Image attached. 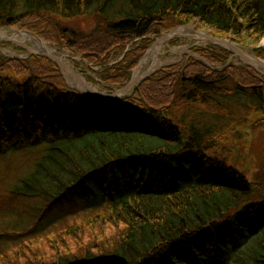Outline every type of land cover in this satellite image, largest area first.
Returning <instances> with one entry per match:
<instances>
[{
	"label": "trees",
	"instance_id": "1",
	"mask_svg": "<svg viewBox=\"0 0 264 264\" xmlns=\"http://www.w3.org/2000/svg\"><path fill=\"white\" fill-rule=\"evenodd\" d=\"M83 15L97 17L89 33L52 19ZM166 19L198 21L238 45L264 38V0H0V26L55 36L92 61L129 40L160 35ZM228 56L221 50L218 62ZM14 65L29 78L0 75V156L33 149L37 158L10 199L36 202L43 227L83 212L93 214L83 219L90 223L119 225L114 238L71 255L53 241L55 257L37 264H264V197L208 153L218 145L216 132L230 124L225 115L238 119L253 107L264 116L263 75L190 59L157 71L126 101L103 102L67 88L46 58ZM132 65L115 73L119 83ZM174 101L205 109L187 110L175 124ZM79 231L69 225L58 237L71 249L65 240Z\"/></svg>",
	"mask_w": 264,
	"mask_h": 264
},
{
	"label": "rangeland",
	"instance_id": "2",
	"mask_svg": "<svg viewBox=\"0 0 264 264\" xmlns=\"http://www.w3.org/2000/svg\"><path fill=\"white\" fill-rule=\"evenodd\" d=\"M52 19L56 23H60L63 28L83 33H89L98 23L97 17L85 15L77 16L70 20H60L57 16H53ZM180 28H186V32L184 34L177 33V29ZM11 30L31 35L36 34L32 31H25L16 27L8 28L0 26V33ZM200 34H204V36ZM35 37L47 45L51 50L50 53L61 60L68 70L74 71L73 73L80 77L83 82L79 83L69 71H62L53 60L42 57V54L45 52L35 51L33 49V42L29 40L17 42L5 38H0V59L3 60L0 67L1 76H8L14 80L23 81L29 78V75L19 73L14 64L20 61L29 62L35 56L46 58L58 68L64 85L67 88L92 99H95L92 96H97L96 100L103 102L126 101V99L132 97L135 89L144 81L125 93L117 94V92L121 91L132 81L137 67L146 59L156 43L160 42L156 41L165 37H169L170 40L163 39L165 46L158 54L159 62L163 65L171 61L176 62L178 65H183L184 62L186 63L188 60L193 59L189 56L188 51L196 52L198 50L202 53L213 55L215 59L213 64L206 60L208 65L210 64L213 68L226 69L229 66H234L240 69L239 72H243L242 70L246 71L245 68L247 67L260 74L258 72L260 70L254 65L250 66L246 64L239 55H236L233 47L213 46V43L208 38L218 37L214 36L213 31L201 28L198 21H194L189 25H183L175 20L166 19L163 21L160 35L156 36L152 34L140 39L129 40L122 47L119 48L117 46L100 57L97 56L95 61L91 59L86 60L83 55L75 52L72 47L54 42L57 40L55 36H47L50 40L43 39L37 34ZM218 39L227 40L222 37ZM263 42L264 38L258 43L236 44V48H238L241 54L248 52L256 59L264 62ZM221 50H225L229 54L226 61L222 63L218 62V58L221 57ZM149 60L150 65H154V59L150 58ZM202 62L205 61L202 60ZM131 64L133 65L128 80L119 83L115 78V73L127 68ZM154 74L149 75L144 80L149 79ZM263 74L264 72H262ZM235 76L240 79L239 81L244 82L240 74L235 73ZM115 93L116 97L113 96ZM106 105L109 108H113V105L110 103ZM172 105V120L175 124H178L176 120L187 110H189L187 113L189 115L196 110L205 109L203 105H199L198 103H190L186 106L183 102L174 101ZM206 110L208 111V109ZM196 112L199 114L200 111ZM208 115L203 114L205 119ZM234 117L237 116L235 115ZM225 118L222 119L227 120L230 124H224L216 132L217 141H215L218 145L213 151L208 153L211 156L225 160L229 166L240 171L252 184L256 185L258 195L262 198L264 197V116L256 108L251 107L245 112L244 116L238 119L226 115ZM241 118H243L242 122H240ZM31 150L12 152L0 156V264H37L43 261L48 262L55 257V251H52L54 249L52 245L53 241L55 243L62 241L58 243L60 246L56 248L62 255H71V253L75 254V249L81 251L88 243L98 244L107 240L109 241L111 237L114 238L117 235L116 232L119 227L117 222L116 225L111 224L112 226L107 225V221L101 222V224L99 220L90 223V221L83 219H88L93 214L83 212L80 217L76 215V220L74 221H70L72 218L70 217L68 220L58 221L51 227H43V225L36 223L37 217H39L33 210V208H36L34 205L36 202L28 203L21 200L17 202L10 199L8 191L33 167L34 160L37 158L36 151ZM84 214L87 215L83 216ZM66 216L68 217V214ZM46 220L43 221L44 224ZM69 225L79 226L80 229L78 233L80 236L76 240L69 237L65 240L68 241L67 244L71 245V249L65 247L66 244H64L62 237H58L60 236L59 233L64 231L65 227ZM80 226H84V228L81 229ZM30 243H33V245Z\"/></svg>",
	"mask_w": 264,
	"mask_h": 264
},
{
	"label": "bare ground",
	"instance_id": "3",
	"mask_svg": "<svg viewBox=\"0 0 264 264\" xmlns=\"http://www.w3.org/2000/svg\"><path fill=\"white\" fill-rule=\"evenodd\" d=\"M13 31V32H11ZM8 32H1L0 33V38H5L11 41H17V42H23L26 40H29L31 42L34 43V50L37 52H51L50 48L45 45L42 41L38 40L37 38H35L33 35L29 34V33H25V32H18V31H14L11 30ZM184 32H186V28L183 29H177V33L179 34H184ZM176 33V34H177ZM202 36H204V34H200ZM165 46V42L164 41H160L158 42L154 48L149 52L148 56L146 57V59L137 67V69L134 72V76L132 79V82H129L125 87L128 88V90L132 89L136 83L138 82V80H140L141 78H143L144 76H146L147 74H149L156 66L160 65L161 62H159L158 59V54L159 51ZM262 47H264V42ZM236 52H238V49L233 48ZM244 55L250 60V62L261 72H264V66H262L257 59L252 56L250 53L246 52V54L244 53ZM150 58L154 59V65H150ZM72 76L78 80L79 83L83 82V80L78 77L75 74H72ZM126 83V82H125Z\"/></svg>",
	"mask_w": 264,
	"mask_h": 264
},
{
	"label": "water",
	"instance_id": "4",
	"mask_svg": "<svg viewBox=\"0 0 264 264\" xmlns=\"http://www.w3.org/2000/svg\"><path fill=\"white\" fill-rule=\"evenodd\" d=\"M168 38H169V37H165V38H163V39L168 40ZM208 40H209L211 43L216 44V45H221V46H231V47H233V48H236V46H235L234 44H232V43H230V42H228V41H225V40H219V39L212 38V37H209ZM236 49H238V48H236ZM235 54H236V55H239V56L244 60V62H245L246 64H248V65H250V66H253V64L250 62V60H249L244 54H241V53L239 52V50H238V52H236ZM42 56H44V57H46V58H49V59L53 60L54 62H56L62 71L67 70V71L71 72V71L68 70V68L62 63L61 60H59L58 58H56V57H55L54 55H52L51 53H49V52H45L44 54H42ZM191 56L197 58V55H195V54H192ZM257 61H258L262 66H264V62H263V61H261V60H259V59H257ZM160 67H161V66H158V69H159ZM151 74H152V72L149 73L147 76H145V77L141 78L140 80H138V82L136 83V85L139 84L144 78L148 77V76L151 75ZM131 82H132V81H131ZM127 90H128V88L125 87V88H123L121 91L117 92V94L125 93ZM113 96L116 97V93L113 94ZM92 97L98 98L97 96H92Z\"/></svg>",
	"mask_w": 264,
	"mask_h": 264
}]
</instances>
